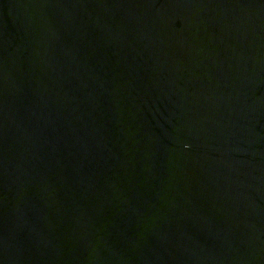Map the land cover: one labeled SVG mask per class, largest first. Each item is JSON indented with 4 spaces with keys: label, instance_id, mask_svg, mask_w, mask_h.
<instances>
[{
    "label": "water",
    "instance_id": "95a60500",
    "mask_svg": "<svg viewBox=\"0 0 264 264\" xmlns=\"http://www.w3.org/2000/svg\"><path fill=\"white\" fill-rule=\"evenodd\" d=\"M0 264H264V0H0Z\"/></svg>",
    "mask_w": 264,
    "mask_h": 264
}]
</instances>
